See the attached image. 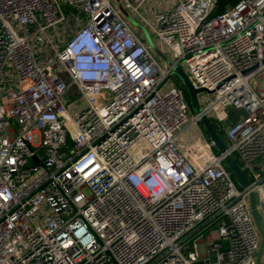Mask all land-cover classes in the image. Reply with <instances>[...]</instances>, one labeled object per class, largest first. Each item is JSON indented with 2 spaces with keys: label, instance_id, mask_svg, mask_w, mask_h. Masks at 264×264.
Returning <instances> with one entry per match:
<instances>
[{
  "label": "built area",
  "instance_id": "built-area-1",
  "mask_svg": "<svg viewBox=\"0 0 264 264\" xmlns=\"http://www.w3.org/2000/svg\"><path fill=\"white\" fill-rule=\"evenodd\" d=\"M147 1L0 0V264L254 263L264 0L213 15V0H151L143 14ZM128 15L206 90L200 112ZM67 82L85 105L74 117Z\"/></svg>",
  "mask_w": 264,
  "mask_h": 264
},
{
  "label": "water",
  "instance_id": "water-1",
  "mask_svg": "<svg viewBox=\"0 0 264 264\" xmlns=\"http://www.w3.org/2000/svg\"><path fill=\"white\" fill-rule=\"evenodd\" d=\"M121 12L127 15V12L120 7ZM130 23L138 28L145 41L149 47L156 53L165 63H167L171 68V73L178 79L187 94V101L192 112H200V105L198 103L197 94L206 91L204 88H194L188 79L187 73L184 71L180 63H173L166 55H164L154 44L152 38L146 29L138 22L130 19ZM200 123L207 134L208 138L213 142V147L218 152H225L226 146L223 138L216 132L211 120L205 115L201 114ZM224 161L226 167L231 171L235 182L240 187H246L249 184V178L246 173L239 167L231 154L226 153L224 156ZM249 205L251 210V215L257 230L260 233L261 239L258 249L255 254V259L253 264H260L262 255L264 254V224L259 212L256 209L257 194L254 191L249 192Z\"/></svg>",
  "mask_w": 264,
  "mask_h": 264
},
{
  "label": "rangeland",
  "instance_id": "rangeland-1",
  "mask_svg": "<svg viewBox=\"0 0 264 264\" xmlns=\"http://www.w3.org/2000/svg\"><path fill=\"white\" fill-rule=\"evenodd\" d=\"M110 1H111V3L115 7H117L116 0H110ZM150 1L151 0H148L147 3H145V5H143V6H141L139 8L140 11L143 14H146V12H147V6L150 4ZM156 1H160V0H156ZM166 1L168 2V1H171V0H166ZM131 19L135 21L134 18H131ZM135 32H137L139 34L140 33V30L135 27ZM49 53H50V56H49V60L48 61L51 63V65L55 69H60L57 66L56 62H55V58L53 57L52 52L49 51ZM167 55L169 56V53H167ZM60 75L62 77L65 76V74L63 73V71L60 72ZM67 84H68V90H67V93H66V102H68V103L70 102L71 103V106L68 107V108H69V111H70L71 116L74 117L85 105H84L83 100L79 96L75 95L74 87L72 85H70L68 82H67ZM202 97H204V95H203V93H200L199 94V98L201 99ZM230 111H232V112H238V111H235V110H230Z\"/></svg>",
  "mask_w": 264,
  "mask_h": 264
},
{
  "label": "trees",
  "instance_id": "trees-1",
  "mask_svg": "<svg viewBox=\"0 0 264 264\" xmlns=\"http://www.w3.org/2000/svg\"><path fill=\"white\" fill-rule=\"evenodd\" d=\"M238 0H213V7L211 10V14H218L221 13L231 6H233ZM175 82L182 87L181 83L178 81V79L174 76ZM183 88V87H182ZM184 95L187 99V94L183 88Z\"/></svg>",
  "mask_w": 264,
  "mask_h": 264
},
{
  "label": "crops",
  "instance_id": "crops-1",
  "mask_svg": "<svg viewBox=\"0 0 264 264\" xmlns=\"http://www.w3.org/2000/svg\"><path fill=\"white\" fill-rule=\"evenodd\" d=\"M128 18H129V20H130L131 18H134L135 21L137 22V19H136L133 15H128ZM138 23H139V22H138ZM140 33L142 34L141 31H140ZM260 264H264V254L262 255V258H261V262H260Z\"/></svg>",
  "mask_w": 264,
  "mask_h": 264
}]
</instances>
